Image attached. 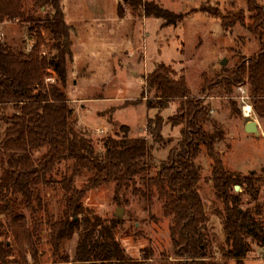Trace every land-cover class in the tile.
Returning a JSON list of instances; mask_svg holds the SVG:
<instances>
[{
  "label": "trees",
  "instance_id": "1",
  "mask_svg": "<svg viewBox=\"0 0 264 264\" xmlns=\"http://www.w3.org/2000/svg\"><path fill=\"white\" fill-rule=\"evenodd\" d=\"M119 1L120 15L125 3L142 7L146 16L162 19L167 25L184 17L154 1ZM63 2L35 0L33 10H27L25 0H0V24H27V38L34 41L28 47L27 38L19 44L0 38V264H41L37 245L43 221L36 218L31 227L23 209L31 211L32 218L41 211L46 213L55 256L63 243L78 235L74 255L59 256L63 262L216 264L208 253L209 216L198 189L203 167L197 158L202 152L212 160L214 191L224 203L223 231L229 247L223 254L236 264H245L250 251L247 236L264 249V223L251 210L240 207V194L233 190L236 185H246L257 199L256 182L260 178L225 169L217 144L225 140L226 131L211 114L210 98L228 97L245 87L254 112L264 121V5L247 0L251 24H247L244 10L221 15L218 8L206 9L221 17L226 31L238 24L246 27L259 40L260 49L250 56L240 55L233 67L222 64L216 78L202 87L199 96L192 93L184 77H174L171 66L159 64L147 78L149 90L155 91L148 106L163 111L179 102L177 112L167 119L160 112L148 119L147 131L153 142L148 136L133 135L124 125L121 132L104 140L103 150L97 151L87 131L72 122L74 110L58 85H66L68 63L74 61L75 27L66 21ZM36 10L43 15L36 14ZM44 31L49 32L50 43ZM52 73L56 74L54 81L49 80ZM230 100L235 110L236 102ZM5 106H12V115L2 114ZM166 124L180 126V138L169 149L158 172L150 175L156 161L155 143L164 148L174 141L163 136ZM62 164L67 168L62 169ZM84 173L90 176L84 186L78 187L76 178ZM139 182L144 188L136 187ZM111 183L115 184L117 200L124 190L133 188L135 194L146 199L145 209L152 205L151 193L156 189L164 214L172 219V256L156 261L153 250L146 247L142 259L131 258L116 237L123 220L114 217L107 221L89 212L83 202L86 193ZM46 187L62 191L59 216L49 212L42 195ZM3 216L9 218L7 224Z\"/></svg>",
  "mask_w": 264,
  "mask_h": 264
},
{
  "label": "rangeland",
  "instance_id": "2",
  "mask_svg": "<svg viewBox=\"0 0 264 264\" xmlns=\"http://www.w3.org/2000/svg\"><path fill=\"white\" fill-rule=\"evenodd\" d=\"M35 0H25V8L33 10ZM156 2L160 6L184 17L176 24L167 25L164 20L148 17L142 7L135 8L123 4L119 13V0H64L67 23L75 27L74 61L68 63V79L65 90L74 110L72 122L84 128L91 137L97 151L104 149V140L121 132L127 125L135 136H148V119L157 113L167 119L179 108L175 102L163 111L150 108L148 102L155 97V91L147 86L148 76L156 67L164 63L174 70L176 79L184 77L193 94L200 95L202 87L214 80L221 70L223 60L233 67L240 55L250 56L260 49L257 37L240 24L231 30H224L221 17L214 16L206 9L218 8L221 15L244 10L247 24L253 22L252 13L247 10V0H142ZM264 5V0H258ZM43 15L40 10L35 11ZM51 42L48 31H44ZM28 37V25L20 22L0 24V38L19 44ZM28 39V47L33 44ZM56 74L52 73L55 80ZM242 90L237 88L228 97L213 96L211 114L224 127L226 138L217 144L225 169L241 176L252 175L260 178L256 182L259 189L257 199L246 185L234 189L240 194V207L251 210L264 223V121L255 112L251 117L243 114ZM232 99L236 102L233 110ZM251 103L250 100H247ZM2 114L12 115V106L3 107ZM249 121L258 123L259 132H247ZM3 127L0 126V130ZM181 127L172 128L166 124L163 130L165 140L174 138L172 143L159 148L155 143L156 161L151 166L150 175H155L161 162L166 159L169 149L180 138ZM202 164V177L198 183L199 192L205 202L209 222L207 233L210 238L209 256L216 264H236L235 260L224 256L229 247L223 231L224 203L214 191L212 182V160L202 152L197 158ZM62 169L67 165L62 164ZM1 172V162H0ZM90 174L84 173L76 178L78 187L86 184ZM60 178V176H59ZM137 188H144L140 182ZM141 188V189H142ZM48 203L49 212L59 216L62 212V191L46 187L42 191ZM152 205L145 209L146 199L135 194L133 188L124 190L116 199L115 184H103L89 190L84 197V205L93 215L110 221L121 210L123 224L116 237L126 249L127 254L136 260L142 259L144 248L154 252L156 261L172 256L170 228L172 219L164 214L163 202L157 191L151 193ZM120 201L122 204H120ZM30 220L43 221L39 226L38 256L41 264H71L63 262L60 255H74L78 235L63 243L60 254L55 256L50 243V234L45 223L44 211L32 218L31 211H21ZM7 224L9 218L3 216ZM10 242L13 240L9 237ZM250 251L245 264H264V249L257 241L247 236ZM172 259V258H171ZM33 261L30 260V263Z\"/></svg>",
  "mask_w": 264,
  "mask_h": 264
},
{
  "label": "built area",
  "instance_id": "3",
  "mask_svg": "<svg viewBox=\"0 0 264 264\" xmlns=\"http://www.w3.org/2000/svg\"><path fill=\"white\" fill-rule=\"evenodd\" d=\"M49 80L54 81V79L50 78ZM240 89L242 90V95L240 96V98L242 99L243 104V114L246 117H251L253 115V107L251 105V103H248V99L249 96L247 94V89L245 87H240Z\"/></svg>",
  "mask_w": 264,
  "mask_h": 264
},
{
  "label": "water",
  "instance_id": "4",
  "mask_svg": "<svg viewBox=\"0 0 264 264\" xmlns=\"http://www.w3.org/2000/svg\"><path fill=\"white\" fill-rule=\"evenodd\" d=\"M222 64H226V60H223ZM246 131L247 132H252V133H258L259 132V128H258V123L255 122V121H249L247 124H246V127H245ZM240 186L239 185H236L235 186V189H239ZM121 210H118V213H117V216H121Z\"/></svg>",
  "mask_w": 264,
  "mask_h": 264
}]
</instances>
